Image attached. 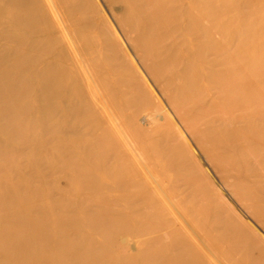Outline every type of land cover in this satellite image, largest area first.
<instances>
[{"label": "bare ground", "instance_id": "1", "mask_svg": "<svg viewBox=\"0 0 264 264\" xmlns=\"http://www.w3.org/2000/svg\"><path fill=\"white\" fill-rule=\"evenodd\" d=\"M228 1L192 0L178 11L172 7L173 0H128L132 16L143 23L141 34L147 33L145 44L160 46L163 50L158 63L164 64L167 71L175 69L176 75L168 81L171 88L167 87L173 95L170 97L175 99L173 109L187 118L197 115L194 120L192 117L195 123L202 116L216 115L211 116V124L207 122L211 127L206 126L209 130L203 135L209 143L204 151L220 171L238 168L240 178L231 189L238 200L249 203L264 223V5L247 0L245 8L240 9L228 6ZM19 6L14 0H0V15L3 19L12 17L11 23H19L25 17L18 11ZM233 10L236 17L230 21L228 15ZM170 23L175 24L176 33H182L180 42L177 41L179 49L169 45L170 36L164 32ZM22 62L14 63L17 71ZM9 69L0 74V129L5 136L0 149L6 155L0 159V264H210V256L190 241L181 226L184 224L156 204V197L151 196L136 171L138 168L124 156L120 142L97 128L101 125L93 128L87 118L89 104L81 101L67 74L66 110L60 127L54 116L56 91L47 81L54 71L48 70L39 90L43 102L34 104L36 111L31 112L29 122H24L20 115L27 106L21 103L27 96L28 81ZM204 80L208 81L206 89L200 84ZM210 95L213 99L205 104ZM136 101L132 102L141 103ZM140 103L135 105L136 111L130 118L133 125L125 127L128 138L134 142L135 152L139 151L148 163L157 167L155 171L162 180L157 184H170L169 195L175 198L174 207L180 215L186 216L185 223L199 232L210 253L220 257L222 264H264V240L217 192L199 161L191 156L186 142L182 144L176 135L180 143L158 144L152 139L154 131L148 133L139 126L135 117L145 109ZM8 138L14 144L7 142ZM25 152H32L35 162L20 169L19 156ZM44 165H49L47 174L43 172ZM54 167L66 179V189L63 187L58 198L50 180H46L59 173ZM31 168L36 177L25 173ZM127 236L138 240L134 254L129 253Z\"/></svg>", "mask_w": 264, "mask_h": 264}, {"label": "rangeland", "instance_id": "2", "mask_svg": "<svg viewBox=\"0 0 264 264\" xmlns=\"http://www.w3.org/2000/svg\"><path fill=\"white\" fill-rule=\"evenodd\" d=\"M14 1L19 2L20 6L17 9L18 11H20V13H23L25 17H23L19 23L18 22L11 23L10 20L12 17L3 19V16L0 15V74L3 71H5V69L10 68L9 70L11 73L16 75L19 74L20 76L24 77L25 81H28V84L26 86L27 96L25 99H23L21 103L22 105L27 106V108L25 107L26 111H24L23 114L20 115V120L24 122H29L31 119L30 118L31 112L36 111L34 104L38 102L41 103L43 102L44 98L39 93V90L41 89L42 84H44L46 81L45 77L48 73V70H52L54 71V73L51 77H49V80L47 81H49V85L54 86L55 88L54 90L56 91L57 97L53 102L55 104V109H56L54 116L58 124L60 123L59 126L61 127L63 120L62 117H64V111L66 110V74H67L68 80L71 82L73 89L79 93L80 99H82L81 101L86 103V105L89 104L88 105L89 113L87 118L91 121L93 128L96 129L97 126L101 125L100 127L97 128L98 129L102 128L107 133L112 134L113 137L116 138L118 142H120L121 147L123 148L124 151V156L127 155L125 157L131 161L135 169L138 168L136 171L141 174L139 175L140 177L142 176L141 178L143 182H145L147 187L150 189L151 196L153 198L156 197L155 198L157 200L156 204L164 207L165 214L172 215L174 216V218L177 217L179 219V222H181V224H184L181 226L184 228V230L187 231L186 234L190 239V241H192L196 246H198L200 248V251L204 250L206 251L208 256H210V258H208V262L210 264H222L220 257L210 253L209 247L207 246L208 244L202 238H200L199 232L192 230L191 227H189L188 224L185 223L186 216L184 214L180 215L181 213H179L176 207H174L176 200H173L175 198H171L169 195L170 184L165 182L162 183L158 182L157 184V181H162L159 179L158 171H155L157 170V167L148 163V161L139 153V151L136 150L137 154H139V157H137L138 155L135 152L136 147H134L135 146L133 144L134 142L130 138H128V134H127L128 128L126 130L125 127H127V124L128 126L133 125V122L132 120H130V118L131 119L133 118L134 112L136 111L135 105H138L140 103L139 102L137 104H134L133 102L136 103L138 102L136 100H139L141 101L140 104L143 106V108H145L144 110L142 109L140 113L137 114V116L135 117L139 122V126L143 127L144 129L146 128L148 133L154 131L152 132L154 133L152 139L158 144L162 143L164 145H167V143L168 144L174 142L180 143L181 142L180 139L183 142L182 144L185 145L186 142L187 144L186 146L188 147V150L189 151L191 150L190 151L191 156L197 162L199 161L198 163L201 165V167L203 168L207 176L210 178L212 183H214V187L217 190V192L220 193V195L223 196L228 202H230V204L234 207V209L238 212V214L248 223V225L252 228V230L264 240L263 220L253 213V211L250 209V205L248 202H241L240 200H238L237 196L231 189V185L234 183V181H237L240 178V172L238 168L229 167L226 170L227 172L224 173L220 171L219 167L216 164L210 162L208 155L204 151V149L208 147L209 143L206 140L205 136L203 135H206L207 131L209 130V128L207 127L209 126L211 127L210 120L212 119L213 116L216 115L213 114L210 116H204V117L202 116V118L200 117L201 120L197 119L198 125H196L197 124L195 123L196 119L195 121L193 120L194 117L197 115L189 116L188 119L183 115L180 116V114L173 109L172 105L174 104L175 99L173 98L172 100L171 98L173 95H171L169 91L170 89H168L171 88L170 87L171 81L170 82L168 81L169 79L173 78L176 75L175 69H172L171 71H167L166 67H163L164 64L158 63L160 62L158 57L160 56L163 50L160 46L155 45L156 46L155 47L145 44L144 39H146L145 36H147V33L141 34V32H143V23L139 18L132 16L129 6L130 3L128 2V0H21V1L14 0ZM190 1L192 0H183L182 3L181 0H173L174 6L172 7L175 8L174 10H177L178 8V11H180L179 8L185 7L187 5L189 6ZM246 1L247 0H229L228 3L226 4L230 7L237 6L240 9L241 8L244 9L246 5ZM257 1L263 3L264 5V0H257ZM15 14H17V12H15ZM170 14H173V12L170 11ZM232 17H236L235 11L232 13V15L230 14L228 15V19L230 21ZM135 18L137 19L136 21L134 20ZM134 24L135 26L133 27ZM174 27L175 24L170 23L164 32L167 33L165 34L168 37L170 36L169 45L178 48L179 43L177 44V41L180 42L182 33L180 34L176 33ZM140 28H142L141 29L142 31L140 30ZM229 30L234 32L233 28H230ZM217 39L221 40V38L219 37ZM141 40L143 41V44ZM156 48L159 49L160 52H158ZM155 49L157 50V52ZM146 54L148 56V59ZM153 54H156L157 56L155 55L154 57ZM152 59L154 62L152 61ZM18 61H23L24 64H22L20 69L17 71L16 70L17 67L16 66L14 67L15 65L14 63ZM154 64L157 66H155ZM160 70L161 72L162 71L164 72L161 74ZM160 74L164 75V77L161 78L162 76ZM127 80L130 81L128 82ZM98 82L100 84H98ZM124 82L127 84H125ZM133 82L134 84H132ZM165 82H167L169 85L168 84L166 85ZM200 84L201 85L203 84L202 86L200 85L201 88L206 89V86L208 85V81L206 80L201 81ZM87 85L88 86L90 85L89 86L90 88ZM134 85H136V87ZM112 86L113 87L115 86V88L113 89ZM108 91L111 93H109ZM49 93H51V95L54 94L53 91L52 92L49 91ZM95 93L96 95L94 96L93 94ZM101 93H103L104 95ZM109 94H111L112 96ZM114 95L117 96L115 97ZM135 95H138V98ZM139 95L141 98L139 97ZM118 96L120 97L124 96L123 98L127 97L125 99H129L131 103L129 100H128L129 103H127V101L124 100L123 98H121L122 99L121 100ZM209 98L207 97L206 100H204L205 104H209V102L213 99L211 95ZM117 100L119 102H117ZM170 100L172 103L170 102ZM151 101L153 102L155 101V102L151 104ZM116 103H119L120 105ZM157 103L158 105L159 104L160 105L158 106ZM143 104H145L147 107H145ZM116 106L118 107L116 108ZM120 106L123 114L120 113V108H119ZM110 107L112 109H110ZM112 111L115 112L113 113ZM175 112L178 114H176ZM114 114L117 115V117L118 116L119 117L117 118ZM127 114L129 119L127 118ZM140 114L142 115L140 116ZM115 118H117L119 122H117ZM112 121L114 122L112 123ZM190 121H192L193 123ZM115 122H117V124ZM163 122L167 124H163ZM168 122L170 124L169 125L170 127L167 126ZM201 122L202 124H200ZM207 122H210V124ZM103 123L105 124V126ZM59 126L55 125L54 127H59ZM154 126L156 128H154ZM187 126L190 127V130L189 127ZM116 127L118 129L120 128L121 131L117 130ZM122 127L124 129H121ZM164 127H167V129H165L164 131L162 130L159 131L161 128L164 129ZM194 127H196L195 129L196 133L193 132ZM205 127L206 129H204ZM1 132L2 130L0 129V144H2V142H4L5 140L4 133ZM155 132L156 133L160 132V133H158L157 135ZM165 132L169 135V137ZM176 135H178L180 139H178V136ZM180 135L182 136L180 137ZM160 136L162 137V140H160L161 139ZM125 139L127 140V142ZM202 139L204 141H202ZM124 140L125 142H123ZM8 141L10 144L12 143L14 144V140L12 138H8L7 142ZM2 145L0 148H2ZM127 146L129 148H127ZM132 151L134 152L132 153ZM27 152L30 151L28 150ZM27 152H25V154L23 153L24 154V155L22 154L23 156L22 155L19 156L21 159L18 168L20 169L25 168L27 164L29 166L31 162H35L34 159L35 157L33 153L32 152L27 153ZM0 153L1 155H3V157H1L0 155L1 157L0 159L6 156L4 155V152L1 151V149H0ZM141 156L144 161L141 159ZM49 161H52V159H50ZM54 161L58 162V160H54ZM251 163L252 165L254 164V166L256 167L258 166L257 163L255 162H251ZM48 168L49 165H44L43 172L47 174L49 171ZM151 169L153 170L152 174H151ZM53 170L58 171L59 168L54 167ZM25 173L29 177L32 178L36 177L34 176L35 170H32V168ZM61 174L62 173L59 172L53 175L54 178L53 177L46 178L47 181L50 180L49 183H52L51 187L55 190V195L57 198L60 197L58 193L59 192L62 193V191H64V188L66 189V179L65 177L63 178ZM2 175L5 176L4 174ZM154 176L155 178H153ZM245 177L248 178L247 175H245ZM16 180L17 179H15V182ZM262 180L264 182V177ZM243 182L245 183V181ZM247 184H251V183L247 181ZM61 187L64 188L62 189ZM55 188L57 189L59 188V189L57 190ZM77 199L80 200V202L83 201L82 197H77ZM112 208L118 209L115 206H113ZM127 237L128 239H130L127 240V244L131 246L129 253L131 252L132 254H134L135 245H137L138 240L132 239L131 236H127ZM130 241H131V245H130ZM120 264H122V262Z\"/></svg>", "mask_w": 264, "mask_h": 264}]
</instances>
